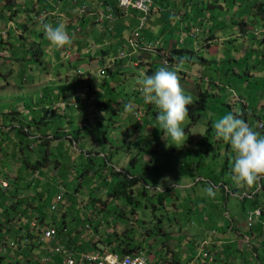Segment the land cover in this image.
Here are the masks:
<instances>
[{"label":"rangeland","instance_id":"374dc122","mask_svg":"<svg viewBox=\"0 0 264 264\" xmlns=\"http://www.w3.org/2000/svg\"><path fill=\"white\" fill-rule=\"evenodd\" d=\"M260 2L163 0L162 11L150 12L140 33L149 30L147 41L160 42V29L150 28L162 14L169 27L177 25L172 48L198 41L175 55L182 63L165 67V58L173 60L168 51L161 53L160 43L157 51L119 59L120 50H129L125 41L107 45L109 57L97 64L89 55L93 45L98 52L101 47L94 31L86 36L88 55H64L75 34L91 30L82 22L85 12L107 8L105 0H0V264H44L49 253L57 260L53 245L63 239L39 243L45 224L60 230L76 225L82 237L69 232L84 250L93 241L108 248L128 245L151 263L186 264L196 257L193 264H211L202 255L210 250L216 254L212 264H264V213L248 219L253 203L264 210V191L260 182L250 188L234 181L235 154L212 127L231 113L264 136L257 128L264 119ZM141 17L129 9L112 24L125 26L127 38ZM61 22L72 39L64 49L54 47L42 28ZM109 22L102 23L107 37L113 33ZM179 27L185 33L179 35ZM112 57L117 65L109 68ZM161 67L177 72L192 100L207 93L198 120L188 117L182 125L181 148L162 138L158 109L145 103L137 84L142 73ZM181 67L191 68L189 76ZM130 101L134 110L126 112ZM164 178L180 186L172 188ZM162 181L164 189H157ZM209 184L217 187L215 198L204 192ZM202 241L208 242L203 248Z\"/></svg>","mask_w":264,"mask_h":264},{"label":"clouds","instance_id":"9594fccd","mask_svg":"<svg viewBox=\"0 0 264 264\" xmlns=\"http://www.w3.org/2000/svg\"><path fill=\"white\" fill-rule=\"evenodd\" d=\"M115 5L117 6L116 3ZM158 6L159 5L157 4V7ZM118 10L121 12L123 16V14H125L126 11L129 9L121 10L118 7ZM153 10H151V12ZM134 11L138 12L137 10ZM100 15L102 17L100 20H103L105 18L109 20L110 19L114 20V17H116L117 19V17L120 16L110 12L108 13L103 12ZM42 28L45 37L51 42V44L54 47L58 49H64L66 46H70L72 44V39L69 36L68 32L66 31L64 23L62 22L58 23L57 26L55 27L51 23H44L42 25ZM143 40H145L144 36H143ZM125 43H126V37H125ZM159 43L160 42L158 41L157 45H159ZM130 51L131 48H129L128 52ZM138 51L147 52L146 50H138ZM154 51H157V46L155 50L151 52ZM135 53H137V50L133 52L130 56L126 54V56L120 57L118 55V58L121 60L125 57L132 58L133 54ZM165 60H168L169 65L174 66V64L169 60V57L165 58ZM134 63L137 64V61L134 60L133 64ZM180 63H182V61H180ZM165 67L159 68L151 75L142 73L141 77L137 81V84L139 86V90L143 96L145 103L153 104L158 109L156 119L159 123L160 128L163 130L164 135L162 138L166 141H168V139L170 138L173 146L177 148H181L180 146L185 144V137H186L185 128L182 127V125L185 124L186 120L189 117V105L193 103V100L191 95L185 93L183 87L181 86L180 77L177 74V72L173 70H169ZM123 108L126 112H131L134 110L131 101L125 103L123 105ZM212 127L215 131L216 139L228 143L231 147L232 152L235 154L234 165L231 168L234 181L238 184H244L251 188L257 186L260 181L264 180V136H262L258 131L254 130L248 123H246L238 115H233L231 113L225 114L219 117L218 119H216ZM164 180L168 181L169 186L172 188H176L180 186L179 183H171L168 180V178H164ZM4 186L7 187L8 183L6 182V185ZM156 188L164 189V181H162L161 184L156 186ZM204 192L207 194V196L215 198L217 194V187L215 185L209 184L204 189ZM252 196H247V197H252ZM59 198L61 199V197ZM257 209L260 210V214L253 213L251 219H249L250 213L254 212ZM263 213L264 211H262L260 207H256L248 213V219L252 221L253 217L255 218L257 216H260ZM49 227L55 228V226L45 227L42 230H40L39 232L40 235L42 231H44L46 228ZM56 230L57 233L55 238L59 236L61 232L63 231L65 232L66 227L64 226V229L60 230V232H58L59 231L58 228ZM245 237L246 236L239 237L238 238L239 242L243 243ZM247 238H248L247 240L249 241V237ZM59 242L63 243L62 241ZM207 243H208L207 241H202L201 248H203ZM63 244L66 245L65 243ZM213 244L215 243L213 242ZM10 245L15 246V243L11 242ZM68 247L73 249V247L70 246ZM99 247L100 248L97 247L95 248V246L92 245L89 250L107 249L110 251H115V249H112L111 247L108 248L103 245ZM79 250H84V249H79ZM135 251H141V250L138 248ZM199 253L200 251L198 252V254ZM204 253H206L207 255H204ZM119 254H123V253H119ZM202 255L207 260L208 263L209 262L212 263V261H214L216 258V254L212 253L210 250L204 251ZM210 256H212L211 260H210ZM46 258L48 259L47 260L45 259V261H48L49 257ZM195 260L196 257H192L191 261L187 262L186 264H193ZM159 263L163 264V262H159Z\"/></svg>","mask_w":264,"mask_h":264},{"label":"crops","instance_id":"0c3cea01","mask_svg":"<svg viewBox=\"0 0 264 264\" xmlns=\"http://www.w3.org/2000/svg\"><path fill=\"white\" fill-rule=\"evenodd\" d=\"M158 1V7L156 8V9H154L155 11L156 10H158V11H162V8H161V5L163 4V0H157ZM164 5V4H163ZM98 7L99 8H95V9H90V10H88V12H85V15H84V19L82 20V22L83 23H85V22H87L90 26H91V30H88L87 31V33L85 32V33H83L82 34V37H78L75 33L76 32H74V34H75V39H74V43H73V45L71 46V49L70 50H68L67 52H66V54H64V55H70V53H75V54H77L76 52H78V51H80V55H88V54H86V53H88V51L90 50L88 47H87V41H86V36H88L89 34H92V32L94 31L95 32V35H96V37H97V39H99L101 42H100V51L98 52V49H97V45H93L92 46V48H95L94 49V51H92L91 52V54H89V55H91L92 57H94L95 59V61H96V63L98 64L99 63V58H101V57H109V52L107 51V48H106V46L108 45L109 46V44H117V45H120L121 44V41H125V33H123L124 32V30H125V26L124 27H122L121 25H119V26H114V24H112V22L113 21H116L117 19H116V17H114V20H109V19H103V20H99V18H98V16H99V14H102L103 13V11L101 10V9H104L105 11L104 12H106V11H108V12H110V13H115V11L113 10V9H111V8H106V7H104V8H101V6L100 5H98ZM160 7V8H159ZM153 10V11H154ZM108 12H106V13H108ZM99 13V14H98ZM126 15V13L125 14H123V16H125ZM178 15H180V14H178ZM177 15V18L179 17V19L181 18V16H178ZM116 16V15H115ZM120 17H122V15H120V16H118L117 18H120ZM85 20V21H84ZM104 20H107V21H110L111 22V26L109 27V29L108 30H112L113 31V33H111L108 37H107V35H105V28L106 27H104V26H102V23L103 24H105L104 23ZM91 21V22H90ZM97 23V22H100V24H99V26H97V24L94 26V25H92V23ZM109 22V23H110ZM173 23H174V21H173ZM68 25H70V24H68ZM180 25H182V24H180ZM176 28H177V25H174V24H171V26L169 27L168 26V22L162 17V14L159 16V17H157V20H156V22H154V24L152 25V27L150 28V30H153V32H156L158 29H160V44L162 45V46H160V48H161V53H164V52H169L170 53V50L172 49V47H171V45L170 44H172V42H174L172 39V36L175 34V31H176ZM184 29L185 28H181V27H179V35L181 34V33H185V31H184ZM117 30V31H116ZM148 31L149 30H146L145 32H144V34H143V36H144V38H145V40H149L150 38H152L153 37V35H150V33L148 34ZM191 31H192V29H191ZM93 32V33H94ZM189 32V31H188ZM154 34V33H153ZM103 35H105V37L103 36ZM216 35H214L213 37H214V39L213 40H217L218 41V39L215 37ZM89 38V37H88ZM226 38L227 37H223V38H220V42H221V40H225L226 41ZM77 39H80V40H82L83 41V39L85 40V41H83V43H79L78 42V40ZM76 40V41H75ZM180 42V41H179ZM219 42V43H220ZM183 43H184V41H183ZM195 43H198V41L197 42H194V43H190V42H188V44H187V46L189 47H192L193 45L195 46L196 44ZM169 44V45H168ZM213 43H211V44H209V46L210 47H208V48H213L211 45H212ZM174 46V45H173ZM188 47L186 48V49H188ZM188 50H190V49H188ZM216 51V50H215ZM167 52V53H168ZM207 52V51H206ZM208 54H211L210 52H209V50H208V52H207ZM214 53H216V52H214ZM133 56H134V54H133ZM132 56V57H133ZM144 56H147V57H149V54H144ZM102 59H104V58H102ZM117 59L118 58H116L115 60H116V62H114L113 63V57L110 59V61H111V63L110 64H108V66L107 67H111V66H116L117 64ZM105 60V59H104ZM197 62V61H196ZM193 63H195V62H193ZM135 64V63H134ZM125 65V64H124ZM95 67L97 66V65H94ZM174 66H175V63H174ZM95 67H93V68H95ZM119 67H123V65H120ZM92 69V68H91ZM190 70H191V68H189L188 69V67H181L180 68V73L184 76V77H187V76H189V75H187V74H189V72H190ZM90 77V76H89ZM87 79V78H86ZM79 92H80V90H79ZM71 102L72 101H64V103H67V105L69 104H71ZM99 153V152H98ZM65 227L67 226V225H64ZM74 230V233L76 232V231H78V236H79V232H80V228H77V226L76 225H73L72 227H71V229L70 228H67L66 227V231L64 232H61V238L63 239V243H65V241L67 240V244L66 245H68V246H70V247H75V248H77L78 250L79 249H82L83 248V245H82V243L80 242V240L78 239V236H76V235H74V233H70V232H72ZM70 231V232H69ZM74 236V237H73ZM79 237H82L81 235L79 236ZM74 244V245H73ZM73 245V246H72ZM116 245L117 244H113V247H116ZM112 249H114L112 246H110ZM50 254V253H49ZM47 255V257H49V260H48V262L47 263H44V264H60L61 262H60V259L58 258L57 260H55V261H53V260H50V255ZM221 259H222V257H221ZM224 260V259H223ZM177 262H178V264H179V260H177ZM62 264V263H61ZM212 264V263H211Z\"/></svg>","mask_w":264,"mask_h":264},{"label":"built area","instance_id":"2783aa9c","mask_svg":"<svg viewBox=\"0 0 264 264\" xmlns=\"http://www.w3.org/2000/svg\"><path fill=\"white\" fill-rule=\"evenodd\" d=\"M121 10L134 9L142 14L140 23L138 26L131 31L129 36L126 38V44L131 51L126 53L120 50L119 56L124 57L126 54L130 56L136 50H155L157 43L148 42L143 40V36L140 30L145 27L147 18L151 10L157 8L156 0H113ZM165 66H169L168 60L164 61ZM135 117H139V113L136 112ZM259 128L264 126V119L260 120L258 123ZM3 185L6 182L2 181ZM260 214V210H255L250 213L249 219H251L252 214ZM57 230L54 227L46 228L41 232V237L39 243H41L45 238L54 239ZM13 244V243H12ZM54 252L59 256L60 262L62 264H161L159 262L150 263L143 255L142 251H134L132 253L119 254L115 251H110L107 249L99 250H78L75 248H69L63 243L57 241L53 245ZM204 255H207L204 253ZM46 260L48 258H45ZM212 256H210V260Z\"/></svg>","mask_w":264,"mask_h":264},{"label":"trees","instance_id":"16d2710c","mask_svg":"<svg viewBox=\"0 0 264 264\" xmlns=\"http://www.w3.org/2000/svg\"><path fill=\"white\" fill-rule=\"evenodd\" d=\"M156 3L158 4L157 0H156ZM105 5H107V8L113 9L115 11L116 15H122L121 12L118 10V7L115 5V2H113L112 0H105ZM256 13L260 14L262 17H264V2H260L258 4V6L256 8ZM186 51L189 52L191 50H188L186 48L185 49H181V48L173 47L170 50L171 59L173 60L172 62L175 63V64H176V62H179L181 60V58L180 57L176 58L175 55H181V54L183 55ZM206 97H207V93L206 92H200V97L198 99H194L193 103L191 105H189V118L191 119L192 123H194V122H196L198 120L199 116L201 115V112L206 108ZM42 118H44V117H42ZM260 120H262V119H260ZM260 120H259V122H260ZM257 128L260 129L262 131V134L264 135V126L262 128H259V126L257 124ZM55 137H57V136H55ZM29 165H31V164L29 163ZM32 166H34V165H32ZM113 173H116L117 175H121L123 172L115 170V171H113ZM133 180H135V179H133ZM261 189H263L262 191H264L263 180L260 181V189L259 190H261ZM256 195L257 194H255L251 198L255 199ZM243 198H246V197H243ZM258 206L259 205H256V204L253 203L252 209H254V208L258 207ZM262 211H264V210L262 209ZM253 219H254V217H253ZM45 227H48V224H45V226L43 228H45ZM42 229H40V230H42ZM62 229H64V225L62 226ZM59 231H60V229H59ZM110 237L112 238L113 234H110ZM91 239L94 240V238H92V237H91ZM114 240H115V238L112 239V241H114ZM112 241H109L108 243H111ZM93 243H94L95 248L96 247L100 248L99 245L97 244V242L93 241ZM242 244L243 243H241V245ZM120 245H121L120 248H118L119 244H117L116 247H114L115 251H117L118 253H132V252H134L135 250L138 249L136 247H130L128 245H126V246H123L122 244H120Z\"/></svg>","mask_w":264,"mask_h":264}]
</instances>
